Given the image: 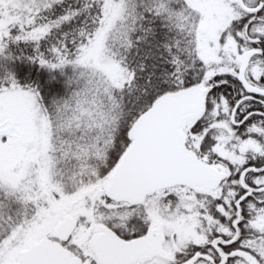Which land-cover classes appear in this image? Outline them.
<instances>
[{"label": "snow or ice", "instance_id": "6c2138e0", "mask_svg": "<svg viewBox=\"0 0 264 264\" xmlns=\"http://www.w3.org/2000/svg\"><path fill=\"white\" fill-rule=\"evenodd\" d=\"M0 264H264V0H0Z\"/></svg>", "mask_w": 264, "mask_h": 264}]
</instances>
